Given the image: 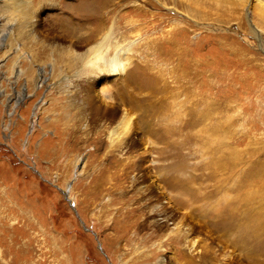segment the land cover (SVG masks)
<instances>
[{
  "label": "rangeland",
  "instance_id": "rangeland-1",
  "mask_svg": "<svg viewBox=\"0 0 264 264\" xmlns=\"http://www.w3.org/2000/svg\"><path fill=\"white\" fill-rule=\"evenodd\" d=\"M2 1L0 264H264L256 1Z\"/></svg>",
  "mask_w": 264,
  "mask_h": 264
},
{
  "label": "bare ground",
  "instance_id": "bare-ground-1",
  "mask_svg": "<svg viewBox=\"0 0 264 264\" xmlns=\"http://www.w3.org/2000/svg\"><path fill=\"white\" fill-rule=\"evenodd\" d=\"M47 1H49V2L47 3L46 7H49L51 5H59L60 6L62 4H63L62 6H65V3H63V1H65V0H47ZM86 1H87V4L88 3L90 4L89 10L90 11L93 10V12H94L93 14L97 17V15L100 14L101 12L99 11V9L97 7L94 8L95 7V4L92 2V0H80L79 3L77 4V7L79 9V12H81L83 8L84 9L86 8ZM244 1H246V0H244ZM255 1H256V4H257V9L260 12L263 13L264 12V0H255ZM7 2L9 4L8 5H3V6H7L11 12L15 13V15L19 18L18 19V27H21V25H22L21 22H24V18L22 17V15L26 14V8H24L22 6V3L18 2L17 0H6V1H2V3H4V4H7ZM104 2H105L104 5H106L107 0H105ZM241 2H243V1H241ZM102 5H103V3L100 6L102 7ZM98 20H100V18ZM65 21H67V19H65ZM99 22H102V21L100 20ZM66 24L68 25V22ZM67 29L69 30V28H67ZM101 29H103V28L98 26L97 32H99ZM255 30H256V28H255ZM115 60H114V63H116Z\"/></svg>",
  "mask_w": 264,
  "mask_h": 264
}]
</instances>
